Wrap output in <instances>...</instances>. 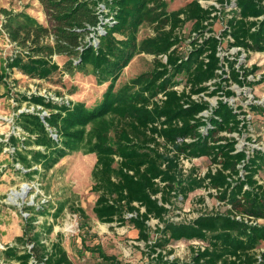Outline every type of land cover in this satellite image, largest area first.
Here are the masks:
<instances>
[{
	"label": "trees",
	"instance_id": "16d2710c",
	"mask_svg": "<svg viewBox=\"0 0 264 264\" xmlns=\"http://www.w3.org/2000/svg\"><path fill=\"white\" fill-rule=\"evenodd\" d=\"M101 1L116 14L117 21L98 34ZM40 2L47 25L27 12L2 8L4 29L17 47L8 59V70L47 79L61 69L54 56L66 55V71L90 73L88 67L92 66L98 83L109 84L101 101L91 108L80 100L25 96L43 107L19 114L25 138L9 137L8 144L15 147L14 159L28 169L26 174L40 173L33 168L36 165L47 172L73 152L95 153L92 190L98 198L93 211L102 223L132 224L138 238L151 248L150 264H264V223L257 222L264 219V183L257 178L264 167V151L239 150L236 138L224 133L248 129L246 116L241 118L243 113L226 99L220 98L216 105L204 99L219 93L235 95L232 83L255 84L249 76L257 67L248 69L242 64L238 68L239 58L223 57L221 51L227 41L226 50L239 48L237 52L247 58L255 52L264 53V0H220L229 13L219 34L213 28L218 19L213 16L218 10L214 5L204 7L200 0H191L169 11L161 3L148 16L154 34L140 42L137 26L146 0ZM190 21L198 37L184 55L180 51L181 30ZM93 32L99 36L98 44L93 43ZM140 53L155 56L153 70L115 89L123 70ZM7 75L0 76V84ZM180 75L185 77L183 85ZM43 110L48 111L45 119ZM200 157H209L216 169L203 175L196 169L184 173L183 162ZM239 165H243L244 175ZM200 188L215 189L227 210L201 214L190 222L166 217L173 197L187 199ZM151 220L158 221L157 230L162 233L153 244ZM33 221L27 222L19 239L27 237ZM27 238L36 242L38 256L49 253L50 263L74 264L60 240L47 251L39 233ZM179 240L202 243L193 247L190 261L168 258L173 249L166 246ZM97 250L103 259L123 264L102 247ZM10 253L20 264H29L30 253H19L14 247Z\"/></svg>",
	"mask_w": 264,
	"mask_h": 264
},
{
	"label": "rangeland",
	"instance_id": "374dc122",
	"mask_svg": "<svg viewBox=\"0 0 264 264\" xmlns=\"http://www.w3.org/2000/svg\"><path fill=\"white\" fill-rule=\"evenodd\" d=\"M190 1L146 0V8L139 14L138 41L154 34L148 16L161 3H165L167 9L172 11L185 6ZM200 1L204 7L214 5L218 8L213 13V16L218 15V19L214 20L213 28L219 34L227 23L229 9L227 6H222L220 0ZM5 21L0 16V76L8 72L0 84V264L18 263L10 253L11 248H16L19 253L28 252L27 237L35 233L40 234V242L46 250L51 249L59 240L65 243L71 251L74 264H113L100 256L98 246L102 247L106 254L117 257L123 264H150L153 259L151 248L146 241L138 238V230L132 224L119 226L116 223H102L93 211L98 198V193L92 190V170L97 159L95 153L73 152L63 157L47 172L36 165L33 168H38L40 173L34 175L26 174L28 169L14 159L15 149L8 142L12 134L23 139L24 132L18 124L19 114L28 110L35 111L36 108L43 109L25 96L41 93L40 95L43 96H57L71 102L80 100L85 101L91 108L101 101L109 82L99 84L96 76L91 73L92 66L88 67L90 73L66 71L64 66L69 60L66 55L54 56L61 69L47 79L22 75L23 72L18 69L9 71L8 59L16 52L17 47L8 40L4 29ZM192 27L193 22L190 21L181 30L183 40L180 51L184 55L190 51L191 41L198 37L192 32ZM117 37L124 38L121 34H117ZM226 47H228L227 41L222 46L221 55L231 59L239 58L238 68L242 64L248 69L257 67L256 72L249 76L251 81L256 82L245 86L232 83L230 88L235 91V95L226 97L219 93L215 96L205 95L204 99L210 101L211 105H216L220 98L226 99L239 113H243L241 118L246 116L248 129L243 130L242 133H224L236 138V147L239 150L246 149L248 153H252L253 149L258 148L264 151V53L255 52L247 58L245 54L240 55L237 48L226 50ZM154 62L155 56L152 54L136 55L123 70L115 89L142 73L152 71ZM178 79L182 81V85L185 84L184 75H180ZM251 105H258L259 109H252ZM47 112L43 110L41 114ZM113 133L112 131L111 134ZM239 167L241 174L244 175L243 165ZM211 168L215 170L216 166L212 165L209 157L183 162L184 173L196 169L198 174L203 175ZM257 178L264 183V167ZM24 186L27 187L26 197L17 196L15 200L11 199L14 196L12 192L21 191ZM216 194L215 189L200 188L191 192L187 199H183L180 195L175 196L174 204L170 206L171 210L166 217L174 222H190L201 214L226 211L228 205L221 202ZM25 211L29 212L27 216H24ZM32 218H34V227L30 229L26 238L19 239L24 235L27 222ZM149 223L152 226L150 243L153 244L162 233L157 230V220H151ZM261 223H264V220ZM20 233H23L22 236H18ZM199 244L201 242L196 240L171 241L166 246L167 250L173 249V253L168 258L190 261L193 247ZM261 248L264 249V243ZM164 253L168 255L167 251Z\"/></svg>",
	"mask_w": 264,
	"mask_h": 264
},
{
	"label": "built area",
	"instance_id": "2783aa9c",
	"mask_svg": "<svg viewBox=\"0 0 264 264\" xmlns=\"http://www.w3.org/2000/svg\"><path fill=\"white\" fill-rule=\"evenodd\" d=\"M97 11H98L99 16H100V23L98 24L96 31H98V34H102V33H105L107 26L115 24L117 19H116L115 14L111 12V10L107 7V4L103 1L99 2L98 7H97ZM91 36L93 39V43L98 44L99 36L96 35V32H93ZM8 40L11 42L9 37H8ZM237 49L239 50V48H237ZM243 54H245V53H243ZM45 97L51 98V99L56 100V101H63V100L67 101L64 98L62 99V98L57 97V96L45 95ZM67 102H69V101H67ZM28 111H33V110H28ZM19 133L21 134V130H19ZM23 138H25V136H23ZM14 149H15V147H14ZM28 214H29V212L25 211L24 216H27ZM131 215L132 214H130V216ZM238 218H241V216H238ZM263 220L264 219H259L257 222L261 223ZM36 246L37 245H36L35 241H29L27 243V247H26L27 251H28V253L31 254L30 259H29V264H52L49 261V253L48 252H46L43 256L37 255ZM47 251H50V249H47Z\"/></svg>",
	"mask_w": 264,
	"mask_h": 264
},
{
	"label": "crops",
	"instance_id": "0c3cea01",
	"mask_svg": "<svg viewBox=\"0 0 264 264\" xmlns=\"http://www.w3.org/2000/svg\"><path fill=\"white\" fill-rule=\"evenodd\" d=\"M2 8H6L8 10H12L14 12H27L31 16L35 17L40 23L46 24L48 23L46 18V13L44 8L40 2V0H0V16L5 19V15L2 12ZM17 76V72L15 73ZM22 75H25L22 73ZM23 233L18 234V236H22ZM65 250L67 251L70 259L74 262V258L70 254V250L67 245L62 242ZM51 250V249H50ZM16 264H20L19 262Z\"/></svg>",
	"mask_w": 264,
	"mask_h": 264
},
{
	"label": "bare ground",
	"instance_id": "6f19581e",
	"mask_svg": "<svg viewBox=\"0 0 264 264\" xmlns=\"http://www.w3.org/2000/svg\"><path fill=\"white\" fill-rule=\"evenodd\" d=\"M12 193L14 196L11 197V199H13V200H15L17 198V196H21L22 198H25L27 195V187L24 186L21 191L14 190Z\"/></svg>",
	"mask_w": 264,
	"mask_h": 264
},
{
	"label": "water",
	"instance_id": "95a60500",
	"mask_svg": "<svg viewBox=\"0 0 264 264\" xmlns=\"http://www.w3.org/2000/svg\"><path fill=\"white\" fill-rule=\"evenodd\" d=\"M45 115H46V113H44V114L42 115V118H43V119H45Z\"/></svg>",
	"mask_w": 264,
	"mask_h": 264
}]
</instances>
